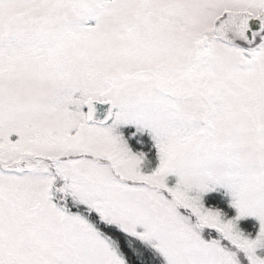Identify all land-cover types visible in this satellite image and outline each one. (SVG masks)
<instances>
[{
  "label": "snow or ice",
  "instance_id": "snow-or-ice-1",
  "mask_svg": "<svg viewBox=\"0 0 264 264\" xmlns=\"http://www.w3.org/2000/svg\"><path fill=\"white\" fill-rule=\"evenodd\" d=\"M0 264H264V0H0Z\"/></svg>",
  "mask_w": 264,
  "mask_h": 264
}]
</instances>
